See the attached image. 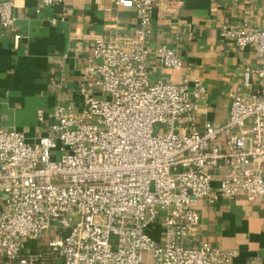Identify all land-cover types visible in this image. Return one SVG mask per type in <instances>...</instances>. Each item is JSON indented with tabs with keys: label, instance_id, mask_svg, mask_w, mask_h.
Returning <instances> with one entry per match:
<instances>
[{
	"label": "built area",
	"instance_id": "2783aa9c",
	"mask_svg": "<svg viewBox=\"0 0 264 264\" xmlns=\"http://www.w3.org/2000/svg\"><path fill=\"white\" fill-rule=\"evenodd\" d=\"M158 2L117 0L135 7L139 26L125 38L96 39L81 88L83 112L56 106L51 133L33 143L17 130L0 129L5 264H234L237 250L200 238L195 206L203 198L264 199V69H245L243 87L231 93L227 123L207 122L199 131L207 89L175 49L162 45L158 54L166 68L184 70L183 82H150ZM14 9L13 0H0L3 27L14 25ZM220 35L252 47L264 61V23L224 25ZM254 74L260 78L255 89ZM159 223L161 240L151 234ZM30 238L44 243L25 251Z\"/></svg>",
	"mask_w": 264,
	"mask_h": 264
},
{
	"label": "crops",
	"instance_id": "0c3cea01",
	"mask_svg": "<svg viewBox=\"0 0 264 264\" xmlns=\"http://www.w3.org/2000/svg\"><path fill=\"white\" fill-rule=\"evenodd\" d=\"M13 1L14 25L0 23V129L17 130L33 143L51 133L56 106L73 104L84 111L81 88L96 39L131 36L139 18L135 7L117 0H67L54 6H42L41 0ZM263 23L264 0H160L152 20L150 82H183L184 70L166 68L158 54L162 45L175 49L207 89L197 129L204 131L207 122L224 125L230 118L231 93L243 87L245 69L263 70L264 61L252 47L242 49L223 38L221 27L245 29ZM252 83L254 89L259 86L255 74ZM95 92L101 95L102 90L96 87ZM219 185L218 180L212 183L215 191ZM2 203L0 194V210ZM195 209L202 240L237 250L234 264H264V199L250 203L239 196L212 203L203 198ZM151 234L163 238L161 223ZM43 243L27 239L24 250L34 252ZM0 264H5L1 254Z\"/></svg>",
	"mask_w": 264,
	"mask_h": 264
}]
</instances>
